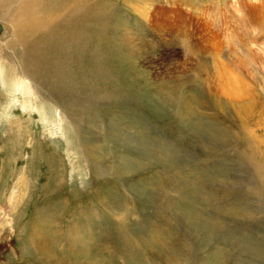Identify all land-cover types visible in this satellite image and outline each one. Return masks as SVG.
<instances>
[{
    "label": "rangeland",
    "instance_id": "obj_1",
    "mask_svg": "<svg viewBox=\"0 0 264 264\" xmlns=\"http://www.w3.org/2000/svg\"><path fill=\"white\" fill-rule=\"evenodd\" d=\"M99 2L76 108L0 42V264H264V0Z\"/></svg>",
    "mask_w": 264,
    "mask_h": 264
},
{
    "label": "bare ground",
    "instance_id": "obj_2",
    "mask_svg": "<svg viewBox=\"0 0 264 264\" xmlns=\"http://www.w3.org/2000/svg\"><path fill=\"white\" fill-rule=\"evenodd\" d=\"M90 1L0 0V42L4 44L3 51L6 50L3 54L15 60V75L19 73L24 79L30 78L52 90L59 102L70 108H76L83 100L72 96L69 85L78 69L68 70L78 64L74 58L78 60L85 43L96 40L95 28L104 21L102 8L97 6L100 0L88 5ZM244 23L243 19L242 32L249 30L248 23ZM65 64L67 69H61ZM232 97L238 99L240 92ZM259 165L255 163L263 179L258 193L264 197V171ZM80 239L78 234L75 240ZM78 262L76 258L72 261Z\"/></svg>",
    "mask_w": 264,
    "mask_h": 264
},
{
    "label": "water",
    "instance_id": "obj_3",
    "mask_svg": "<svg viewBox=\"0 0 264 264\" xmlns=\"http://www.w3.org/2000/svg\"><path fill=\"white\" fill-rule=\"evenodd\" d=\"M0 29H1V24H0Z\"/></svg>",
    "mask_w": 264,
    "mask_h": 264
}]
</instances>
